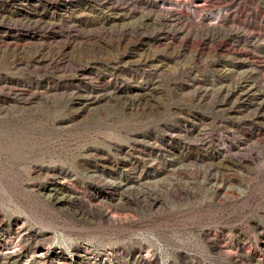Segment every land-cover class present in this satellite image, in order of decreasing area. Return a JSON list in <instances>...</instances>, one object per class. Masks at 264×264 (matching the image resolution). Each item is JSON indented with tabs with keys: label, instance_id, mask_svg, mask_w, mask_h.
<instances>
[{
	"label": "rangeland",
	"instance_id": "1",
	"mask_svg": "<svg viewBox=\"0 0 264 264\" xmlns=\"http://www.w3.org/2000/svg\"><path fill=\"white\" fill-rule=\"evenodd\" d=\"M0 264H264V0H0Z\"/></svg>",
	"mask_w": 264,
	"mask_h": 264
}]
</instances>
